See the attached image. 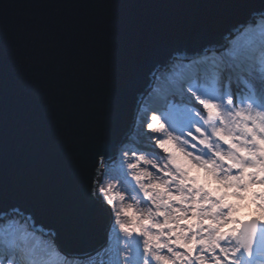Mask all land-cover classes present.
<instances>
[{
  "label": "snow or ice",
  "instance_id": "1",
  "mask_svg": "<svg viewBox=\"0 0 264 264\" xmlns=\"http://www.w3.org/2000/svg\"><path fill=\"white\" fill-rule=\"evenodd\" d=\"M246 196L264 213V0L0 3V264H264Z\"/></svg>",
  "mask_w": 264,
  "mask_h": 264
},
{
  "label": "water",
  "instance_id": "2",
  "mask_svg": "<svg viewBox=\"0 0 264 264\" xmlns=\"http://www.w3.org/2000/svg\"><path fill=\"white\" fill-rule=\"evenodd\" d=\"M0 3H3V0H0ZM251 3L255 4L256 6H259L260 0H251ZM242 15L239 12L232 13L224 18L222 22L216 25L214 29L215 36L218 38L220 33H222L226 28L231 26L232 23H235L236 21L242 19ZM179 43H184L183 41ZM129 104V110L126 116V119L121 127V134L129 132L130 128H134V122H133V113H132V106L134 104V100L132 98H129L128 101ZM105 231H106V225L98 226L95 231L94 237L86 242V246L91 250L92 248H95L105 241Z\"/></svg>",
  "mask_w": 264,
  "mask_h": 264
},
{
  "label": "bare ground",
  "instance_id": "3",
  "mask_svg": "<svg viewBox=\"0 0 264 264\" xmlns=\"http://www.w3.org/2000/svg\"><path fill=\"white\" fill-rule=\"evenodd\" d=\"M201 175H202V173H201ZM229 199H230V202L234 203V202L232 201L231 198H229ZM235 203L237 204L238 207L243 208V207H242V204H241L240 202H236V201H235ZM243 205L246 206L245 203H243ZM243 209H244L243 213H245V212H247V213L252 212V213H255L257 216H261L262 214H264V213H262L260 210H258L256 207H252V210H250V208H247V207H246V208H243ZM246 215H247V214L245 213V214H244V219H245V220L250 219V217H247ZM237 218L240 219V218H242V217L239 216V217H237Z\"/></svg>",
  "mask_w": 264,
  "mask_h": 264
},
{
  "label": "rangeland",
  "instance_id": "4",
  "mask_svg": "<svg viewBox=\"0 0 264 264\" xmlns=\"http://www.w3.org/2000/svg\"><path fill=\"white\" fill-rule=\"evenodd\" d=\"M133 138H134V135L132 134L131 135ZM193 174H195V173H193ZM213 186V185H212ZM241 202V204L243 203V201H240ZM242 210V209H241ZM98 260H99V258H98Z\"/></svg>",
  "mask_w": 264,
  "mask_h": 264
}]
</instances>
